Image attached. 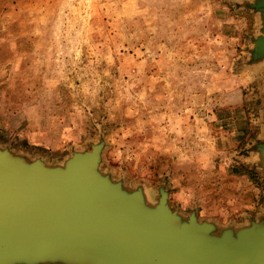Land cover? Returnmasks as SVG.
<instances>
[{"label": "rangeland", "instance_id": "obj_1", "mask_svg": "<svg viewBox=\"0 0 264 264\" xmlns=\"http://www.w3.org/2000/svg\"><path fill=\"white\" fill-rule=\"evenodd\" d=\"M257 0H0V151L99 170L219 227L264 218Z\"/></svg>", "mask_w": 264, "mask_h": 264}, {"label": "water", "instance_id": "obj_2", "mask_svg": "<svg viewBox=\"0 0 264 264\" xmlns=\"http://www.w3.org/2000/svg\"><path fill=\"white\" fill-rule=\"evenodd\" d=\"M253 6L252 53L264 60V0ZM99 165L98 145L56 167L0 151V264H264V218L239 228L184 219L166 194L148 205Z\"/></svg>", "mask_w": 264, "mask_h": 264}]
</instances>
